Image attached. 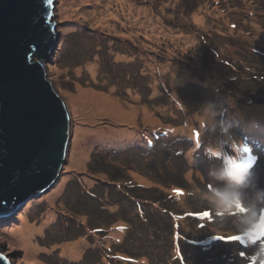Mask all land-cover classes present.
<instances>
[{
    "label": "rangeland",
    "instance_id": "rangeland-1",
    "mask_svg": "<svg viewBox=\"0 0 264 264\" xmlns=\"http://www.w3.org/2000/svg\"><path fill=\"white\" fill-rule=\"evenodd\" d=\"M55 14L62 49L46 65L71 117L67 162L52 188L28 200L0 228L12 222L19 226L21 215L35 227L43 225L48 212L54 219L31 235L34 247L18 233L9 235L12 226L0 230V251L12 264H185V259L188 264H247L250 256L257 264L258 255H264L259 241L246 243V234L239 242L223 237L249 228L248 218L253 211L259 218L264 205V146L247 144L243 122L251 112L264 115V101L251 100L264 97V0H57ZM94 62L93 74L89 64ZM82 85L150 109L160 124L141 112L134 124L105 113L95 120L78 118L69 93ZM208 113L212 123L203 118ZM223 120L227 126L219 123ZM125 124L141 132L125 136L126 145L94 137L96 128ZM158 129L168 135L148 146ZM77 133L86 139L79 140ZM164 138L170 143L162 144ZM73 151L81 157L70 166ZM248 156L253 165L244 163ZM138 173L148 181L139 180ZM62 180L61 192L53 194ZM136 184L151 189L142 195ZM133 191L172 208L173 216L163 217L162 209L146 203L147 214L155 209V217L164 220L162 236L144 220L140 201L129 204ZM217 191L238 194L243 208H220ZM205 210H210L206 217ZM196 212L202 215L194 218ZM211 237L210 244L191 239ZM76 241L81 249L70 247ZM125 250L141 257L128 263L118 257ZM158 252L168 254L165 261Z\"/></svg>",
    "mask_w": 264,
    "mask_h": 264
},
{
    "label": "water",
    "instance_id": "water-1",
    "mask_svg": "<svg viewBox=\"0 0 264 264\" xmlns=\"http://www.w3.org/2000/svg\"><path fill=\"white\" fill-rule=\"evenodd\" d=\"M56 1L0 0V218L52 188L67 162L71 117L46 65L61 36Z\"/></svg>",
    "mask_w": 264,
    "mask_h": 264
},
{
    "label": "bare ground",
    "instance_id": "bare-ground-1",
    "mask_svg": "<svg viewBox=\"0 0 264 264\" xmlns=\"http://www.w3.org/2000/svg\"><path fill=\"white\" fill-rule=\"evenodd\" d=\"M80 12L81 11H79L78 13ZM76 20L80 23L79 18H77ZM89 68L93 73L96 69L95 62L93 64H89ZM79 89L80 90L78 92L69 93V99L71 100V103L73 106V112L78 118L83 117L84 119L95 120L98 118L99 115H101L102 113H105L108 116H118V118H120L121 120L127 121L129 124H134L136 116L138 115V112H141L145 120L149 121L153 125L160 124L158 122L154 123L156 120L153 118L154 115L151 114L150 109H147V108L142 109L138 106H132V105L125 104L119 97L103 95L102 92H99L95 89L87 88L84 85L80 86ZM211 116L212 115L208 113L203 118H208L209 122L212 123L214 120V116L212 117ZM258 116H264V115H261L255 112L249 113L248 116L245 115L244 118L246 120V124L248 125L249 123H251L249 122V117L258 119ZM115 122H122V121L116 120ZM96 129L98 130L100 129V130L94 135L95 138H98V139L108 138L107 142L116 144L119 147L124 144L125 145L128 144L130 142L129 140H127L129 136L134 135L137 132V129H131V127L126 124L121 125V127L111 126V127H100ZM258 130L262 131V128L255 129L256 132ZM78 135L79 134L77 133L76 137L79 140L83 141L86 139L84 135H80V136ZM125 136H127L126 137L127 139H124ZM87 139H89V137ZM75 145L76 143L73 146V150L76 149ZM84 145H87V143L84 142ZM80 157H81L80 152L73 151L70 166H73L74 164L79 162ZM73 160H74V164L72 163ZM137 178L141 181H148V178L140 173L137 174ZM63 185H64V180L60 181V183H57L53 194L60 193L61 192L60 190L61 188H63ZM258 212H260V209H258ZM20 218H21V221L19 223V226H17L18 224L14 225V222H12L13 225H11L12 223H9L5 226L2 224L0 230H4L7 227L12 226L9 230V233H8L9 235L18 233L17 235H15L16 237L23 236L24 238L22 239V241H28L31 244V240H33L32 239L33 237L31 235L36 233L37 231H42L43 226H45L46 223L54 219V215H51L48 212V215L45 216L44 221L42 222L43 225L42 226L36 225V227L29 225V220L26 221L27 220L26 216L21 215ZM80 245H81V241H76L72 243L70 247L73 246V248L75 249V247L78 246L81 249ZM31 246L34 247L35 245L31 244ZM31 249H35V248H31ZM75 254H78V251L77 252L73 251L72 255L74 256Z\"/></svg>",
    "mask_w": 264,
    "mask_h": 264
},
{
    "label": "clouds",
    "instance_id": "clouds-1",
    "mask_svg": "<svg viewBox=\"0 0 264 264\" xmlns=\"http://www.w3.org/2000/svg\"><path fill=\"white\" fill-rule=\"evenodd\" d=\"M58 49H59V46H58ZM57 49V50H58ZM250 107H252V106H250ZM235 111V110H234ZM225 112H226V110H225ZM222 115H227V114H224V112H222ZM231 122H234V120H233V117H232V120H231ZM243 122H244V127H246L247 126V124H246V120H245V118H243ZM220 124H222V123H225L226 124V126H227V122L225 121V120H223V121H220L219 122ZM216 124H214L213 126H215ZM137 129V128H136ZM153 132V131H152ZM155 132V133H154ZM153 133H154V136H153V138H148V140H147V144L148 143H150V141H152L153 142V144H154V140H156V139H161V137H162V135L163 134H166L167 132L166 131H164V130H162L161 129V131H159V129L158 130H156V131H154ZM248 133H247V135H246V137H248V138H251V139H256V138H258V136H260L261 138H263V140H264V129H262V132H261V134L263 133V135L261 136V134L260 135H258V133L256 132V131H247ZM137 134H139V133H141L140 131H139V129H137V132H136ZM161 133V134H160ZM163 133V134H162ZM253 133H256V136L254 137V134ZM135 135V134H134ZM167 135H168V133H167ZM225 136V135H224ZM169 137V136H168ZM165 139V138H164ZM187 140V139H186ZM190 141V140H189ZM164 142H166V143H170V141H169V139H165V140H163V142H161L162 144L164 143ZM191 142V141H190ZM138 143V142H137ZM152 144V145H153ZM172 144V143H171ZM151 145V146H152ZM155 147V146H154ZM176 149H177V147H176ZM170 152V151H169ZM177 152H180V151H178L177 150ZM182 152H184V150H182ZM201 152V151H200ZM199 152V153H200ZM182 154H184V153H182ZM230 158H234V157H230ZM235 159V158H234ZM234 163H235V160H234V162H233V165H234ZM140 185H142V184H140ZM142 186H144V185H142ZM148 188V187H147ZM150 188V187H149ZM37 197H39V196H37ZM36 197H34L33 199H35ZM214 199H216V203H217V205L220 207V208H222V209H225V210H229V211H231L232 209H234L237 205H239L241 208H243V204L239 201V198H238V194H236V193H229V192H219V191H217L216 193H215V196H214ZM170 200V197H168V199L167 200H165V202H167V201H169ZM159 202V201H158ZM163 205V204H162ZM264 206V205H263ZM263 206H261V207H259V209H260V212H259V218H257V213L255 212V211H253L252 212V214H251V217L250 218H248V220H247V223H248V225H249V228H247L246 230H244L243 232H238V233H235V234H231V235H236V234H238L239 236H242V235H245L246 234V236L247 235H250L251 236V238L253 239V240H255L256 239V237L259 239V244H261V245H264V215H261L262 214V211H263V209H262V207ZM165 209H162V211L161 212H158L161 216H163V215H166L167 217H169V218H171L170 217V215L171 216H173V210H172V208L171 207H169V205H167L166 206V204H165ZM244 211H247V209L246 208H244L243 209ZM206 211V210H205ZM14 212V211H13ZM12 212V213H13ZM151 212H152V214H150V216H149V214H147V210H146V208L144 209V208H142V215H143V218H146L145 219V221L146 222H148V220H149V217L150 218H152V220H160V219H158V218H156L155 217V212H157L155 209H152L151 210ZM208 213H210V211H208L206 214H205V217H206V215L208 214ZM163 214V215H162ZM187 214H189V213H187ZM195 214V213H194ZM140 216V215H139ZM166 216H163V217H166ZM194 216V215H193ZM194 218H195V216H194ZM7 219V220H6ZM166 219V218H165ZM6 220V221H5ZM10 220H9V218H0V222H9ZM161 221H164V220H160L159 222V227H161L162 225H163V223L161 222ZM149 223V222H148ZM150 224V223H149ZM153 227V226H152ZM159 227L157 228L158 230H157V232L159 231ZM154 228V227H153ZM171 228H173V227H171ZM155 230H156V228H154ZM160 235V234H159ZM161 236V235H160ZM172 236H173V234L171 235V243L172 244H174V239L172 238ZM165 238H166V236H164ZM167 239V238H166ZM166 239H164V240H166ZM192 239V241H195L198 245H200V244H204L203 242L204 241H206L207 239H205V240H200V239H196V238H191ZM179 241H180V239H179ZM175 242H176V240H175ZM188 242H190V240H188ZM250 242H254V241H250ZM178 247H179V245H178ZM238 247H240L241 249H242V252L245 250L244 249V245H242L241 243L240 244H238ZM248 247H249V245H248ZM180 253L182 254V249H180V248H177V254H178V256L180 255ZM122 254V253H121ZM166 255H168V254H166ZM121 256V255H120ZM255 258H256V256L255 257H253V256H250V261L247 263V264H254V261H255ZM134 262H136V261H134ZM257 264H264V255H258V262H257Z\"/></svg>",
    "mask_w": 264,
    "mask_h": 264
},
{
    "label": "trees",
    "instance_id": "trees-1",
    "mask_svg": "<svg viewBox=\"0 0 264 264\" xmlns=\"http://www.w3.org/2000/svg\"><path fill=\"white\" fill-rule=\"evenodd\" d=\"M59 49H62L61 48V44H59ZM58 49V50H59ZM261 77H263L262 79H264V75H262ZM253 97H255V96H253ZM252 99H254V100H259L260 102H262V101H264V97L262 96V97H260V98H257V97H255V98H251V100ZM256 113V112H255ZM253 120V121H252ZM249 122H251V123H249L245 128H244V130L245 131H255V129L256 128H262V129H264V116H258V119H256V118H252V117H249ZM254 134V137L256 136V133H253ZM260 135V134H259ZM96 157V156H95ZM92 162H93V160H92ZM101 162L102 163H105L104 162V160H101ZM96 163V162H95ZM96 164H98V163H96ZM117 170H122V167H119V169L117 168ZM123 171V170H122ZM117 174V173H116ZM129 187H132V185H129L128 184V188ZM134 187V189L135 190H143V192H142V195L145 193V192H148L151 188H144V186H142V185H140V184H136L135 186H133ZM120 194H122V193H120ZM131 196V195H130ZM122 197V196H121ZM132 198H134L135 199V201L132 199ZM132 198H130V199H128L129 200V204H131L132 206H135L136 205V203L135 202H138V201H140V209H142V208H146V207H148L149 205L148 204H146V203H149V204H151V205H155L157 208H160V209H165L166 207H165V205H162V203L161 202H158L156 199H154V198H151V197H140L139 196V194H138V192L137 191H133V194H132ZM128 200H126V202L128 201ZM120 206V205H119ZM137 206V205H136ZM122 207V206H121ZM126 213H128V212H126ZM163 215V214H162ZM149 216H150V214H149ZM163 216H166V215H163ZM138 217H140L139 215H138ZM146 218H144V220H145ZM160 220H152V218H150L149 217V223H150V225L151 226H153L154 228H158L159 226V222ZM134 225H135V223H134ZM130 228H132V227H130ZM106 229H104V230H101V231H105ZM157 230L158 229H156L155 230V232H157ZM157 234L159 235V233L157 232ZM161 236L163 235V234H160ZM165 241L166 240H164V243H165ZM103 245V244H102ZM128 245V244H127ZM165 245L167 246V244L165 243ZM127 247H129V245L127 246ZM20 251V253H23L21 250H19ZM128 250H125L124 251V253H122L123 255H125V257H130V258H132V259H135L136 260V262L138 261V259L141 257V256H132L131 254H129V252H127ZM166 251H168L167 249H166ZM112 252H115L114 250H112ZM169 252V251H168ZM113 254V253H112ZM167 253L165 252V253H162V252H158V254L156 255L158 258H164V261L166 260V258H165V255H166ZM115 255H117V253L115 252ZM118 256L119 258H122V259H124V260H127L126 258H124V256ZM129 255H131V256H129ZM128 261V263H131V262H134V261H131V260H127Z\"/></svg>",
    "mask_w": 264,
    "mask_h": 264
},
{
    "label": "snow or ice",
    "instance_id": "snow-or-ice-1",
    "mask_svg": "<svg viewBox=\"0 0 264 264\" xmlns=\"http://www.w3.org/2000/svg\"><path fill=\"white\" fill-rule=\"evenodd\" d=\"M53 2H54V0H47V3H48L49 5H52ZM223 238H224L225 240H227V241H237V242H239L240 239H241V237H240L239 235H231V236H227V237H223ZM241 255L243 256V255H245V253L242 252ZM0 259L7 260V258L4 257L3 255H0Z\"/></svg>",
    "mask_w": 264,
    "mask_h": 264
}]
</instances>
